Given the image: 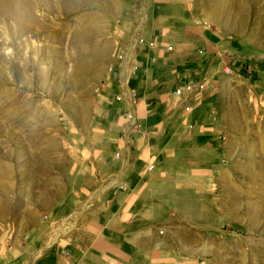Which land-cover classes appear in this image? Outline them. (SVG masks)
<instances>
[{"label":"crops","instance_id":"1","mask_svg":"<svg viewBox=\"0 0 264 264\" xmlns=\"http://www.w3.org/2000/svg\"><path fill=\"white\" fill-rule=\"evenodd\" d=\"M108 3L121 21L120 99L73 135L67 184L0 264H209L204 227L221 208L227 152L208 107L234 60L201 0ZM186 83L192 91L177 94Z\"/></svg>","mask_w":264,"mask_h":264},{"label":"rangeland","instance_id":"2","mask_svg":"<svg viewBox=\"0 0 264 264\" xmlns=\"http://www.w3.org/2000/svg\"><path fill=\"white\" fill-rule=\"evenodd\" d=\"M234 62L208 107L227 155L209 264H264V0H201ZM121 21L108 0H0V251L67 184L72 137L116 106Z\"/></svg>","mask_w":264,"mask_h":264},{"label":"built area","instance_id":"3","mask_svg":"<svg viewBox=\"0 0 264 264\" xmlns=\"http://www.w3.org/2000/svg\"><path fill=\"white\" fill-rule=\"evenodd\" d=\"M205 25L208 27V22H205ZM150 45H153V43H151ZM168 49L170 50L171 47L169 46ZM226 72L227 73H232L233 71L230 68H226ZM192 88H193V84L192 83H186L182 87H179L178 89H176V93L179 94V95H181L184 92H190V91H192ZM132 95L134 96L135 94L133 93ZM118 98L120 99V97H118ZM128 117L134 119V115L132 113H128ZM135 124H136V128L139 130V132L142 135H146L145 131H143L141 129L140 124L138 122H136ZM148 168L149 169H152L153 168V165H149Z\"/></svg>","mask_w":264,"mask_h":264}]
</instances>
